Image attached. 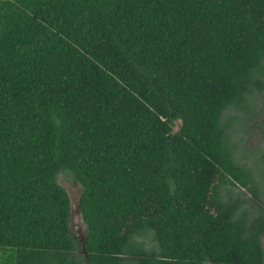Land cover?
Here are the masks:
<instances>
[{"label":"trees","instance_id":"obj_1","mask_svg":"<svg viewBox=\"0 0 264 264\" xmlns=\"http://www.w3.org/2000/svg\"><path fill=\"white\" fill-rule=\"evenodd\" d=\"M263 91L264 0H0V264H264Z\"/></svg>","mask_w":264,"mask_h":264},{"label":"rangeland","instance_id":"obj_2","mask_svg":"<svg viewBox=\"0 0 264 264\" xmlns=\"http://www.w3.org/2000/svg\"><path fill=\"white\" fill-rule=\"evenodd\" d=\"M230 114L233 113L227 111ZM253 117L247 120L238 119L235 123V133L233 139L236 142L237 150L235 151V156L238 158L239 162L246 163L251 167L252 175L256 177L258 181H262V175H264V91L261 95H257V104L253 108ZM60 183L67 189L71 199L75 202L80 194V187L68 181L64 176H60ZM235 189L236 191L245 189ZM240 192V191H239ZM246 193V192H245ZM242 198V194L238 195ZM73 209L76 211V205L73 204ZM71 226L75 234L79 237H83V223L77 212L74 213L73 219L71 221ZM146 242V246L151 247L154 245L149 238H142ZM262 242L264 244V236L262 237Z\"/></svg>","mask_w":264,"mask_h":264},{"label":"water","instance_id":"obj_3","mask_svg":"<svg viewBox=\"0 0 264 264\" xmlns=\"http://www.w3.org/2000/svg\"><path fill=\"white\" fill-rule=\"evenodd\" d=\"M66 189V188H65ZM67 190V189H66ZM68 192V191H67ZM69 194V193H68ZM69 197H70V201H71V215H72V218H73V215H74V213L75 212H77L78 213V215H79V217H80V213H79V198H80V194H79V196H78V198L76 199V201L74 202L72 199H71V196L69 195ZM73 204H75L76 205V211H74V209H73ZM80 220H81V217H80ZM81 222H82V220H81ZM83 229V232H84V235H83V238H82V241H83V243L85 242V229L84 228H82Z\"/></svg>","mask_w":264,"mask_h":264}]
</instances>
